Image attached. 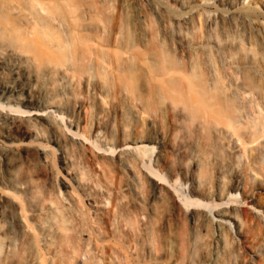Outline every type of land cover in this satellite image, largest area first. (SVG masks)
<instances>
[{"label":"bare ground","instance_id":"1","mask_svg":"<svg viewBox=\"0 0 264 264\" xmlns=\"http://www.w3.org/2000/svg\"><path fill=\"white\" fill-rule=\"evenodd\" d=\"M259 2L0 0V264H264Z\"/></svg>","mask_w":264,"mask_h":264},{"label":"rangeland","instance_id":"2","mask_svg":"<svg viewBox=\"0 0 264 264\" xmlns=\"http://www.w3.org/2000/svg\"><path fill=\"white\" fill-rule=\"evenodd\" d=\"M260 1L257 5L260 11V17H259V21H261L262 27H263V31H264V1L263 0H258Z\"/></svg>","mask_w":264,"mask_h":264}]
</instances>
